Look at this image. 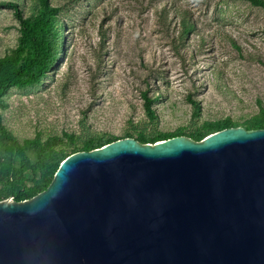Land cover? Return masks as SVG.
Instances as JSON below:
<instances>
[{"label": "water", "instance_id": "water-1", "mask_svg": "<svg viewBox=\"0 0 264 264\" xmlns=\"http://www.w3.org/2000/svg\"><path fill=\"white\" fill-rule=\"evenodd\" d=\"M0 264H264V129L69 155L0 201Z\"/></svg>", "mask_w": 264, "mask_h": 264}, {"label": "rangeland", "instance_id": "rangeland-1", "mask_svg": "<svg viewBox=\"0 0 264 264\" xmlns=\"http://www.w3.org/2000/svg\"><path fill=\"white\" fill-rule=\"evenodd\" d=\"M0 1H19L29 14L30 0ZM51 1L67 25L63 55L44 83L12 89L0 108L21 139L88 129L123 137L145 125L175 132L228 117L244 123L264 107V0ZM16 15L0 5V56L18 44ZM183 15L195 27L186 37Z\"/></svg>", "mask_w": 264, "mask_h": 264}, {"label": "trees", "instance_id": "trees-1", "mask_svg": "<svg viewBox=\"0 0 264 264\" xmlns=\"http://www.w3.org/2000/svg\"><path fill=\"white\" fill-rule=\"evenodd\" d=\"M0 5L13 8L21 20L18 44L0 56V108L6 110L12 89H28L45 82L63 55L67 25L60 17L62 9L53 6L51 0H30L27 16H23L19 1H0ZM180 25L181 37L195 30L194 23L184 15ZM143 97L146 113L155 121L158 118L153 107L155 99L147 91ZM193 104L195 118H198L201 106L195 100ZM240 126L247 130L264 129V107L244 123L228 117L205 121L201 125L175 132H164L156 126L145 125L134 127L133 131L126 132L123 137L88 129L79 136L66 134V138L58 135L44 138L38 135L21 139L4 123L0 115V201L12 197L22 202L45 191L61 163L77 152L92 151L124 138H136L143 144H154L178 136L202 141L213 133Z\"/></svg>", "mask_w": 264, "mask_h": 264}]
</instances>
